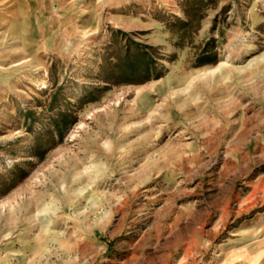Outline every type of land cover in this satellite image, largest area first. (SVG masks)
Listing matches in <instances>:
<instances>
[{
    "label": "rangeland",
    "instance_id": "obj_1",
    "mask_svg": "<svg viewBox=\"0 0 264 264\" xmlns=\"http://www.w3.org/2000/svg\"><path fill=\"white\" fill-rule=\"evenodd\" d=\"M0 264H264V0H0Z\"/></svg>",
    "mask_w": 264,
    "mask_h": 264
}]
</instances>
